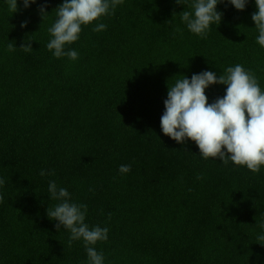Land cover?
Instances as JSON below:
<instances>
[{
	"label": "trees",
	"instance_id": "obj_1",
	"mask_svg": "<svg viewBox=\"0 0 264 264\" xmlns=\"http://www.w3.org/2000/svg\"><path fill=\"white\" fill-rule=\"evenodd\" d=\"M62 2L37 0L13 14L0 5V264L86 261L83 242L69 246V233L46 215L57 203L47 193L53 179L87 204L86 223L108 227L95 245L105 264H264L256 239L264 166L254 173L202 159L194 142L177 144L160 129L167 85L183 75L241 64L264 89L254 0L243 11L218 4L222 20L206 38L181 23L190 0H124L66 46L76 61L46 48ZM97 22L107 29L94 32ZM27 43L32 51L19 48ZM225 87L210 85L208 102ZM120 165L131 171L120 174Z\"/></svg>",
	"mask_w": 264,
	"mask_h": 264
},
{
	"label": "clouds",
	"instance_id": "obj_2",
	"mask_svg": "<svg viewBox=\"0 0 264 264\" xmlns=\"http://www.w3.org/2000/svg\"><path fill=\"white\" fill-rule=\"evenodd\" d=\"M124 0H63L53 11L55 18L47 29L49 39L46 48L52 56L60 59L67 57L70 61L78 59V52L66 47L80 39L83 26H88L101 17L115 14ZM188 2V0H185ZM226 2L238 11H243L249 0H190V11L180 13L181 23L187 30L206 38L211 25L220 24L223 13L217 5ZM182 4V0H175ZM257 11L251 19L258 31L257 44L264 48V0H254ZM37 4V0H0L12 14L19 10V5L28 9ZM47 3L38 5V13L42 20L49 15ZM52 11V12H53ZM28 21L21 22L20 27H27ZM107 29L105 23L97 22L94 32ZM16 46L9 44L8 51L13 52ZM25 52L32 51L31 43L19 47ZM225 85L224 95L208 102L205 90L210 85ZM167 98L163 101L164 111L160 117V129L163 135L177 144L189 141L195 143L202 159L218 158L223 164L231 162L235 166L246 167L247 170L259 173L264 166V89L257 77L241 64L227 67L223 74L204 70L193 73L191 77L183 75L169 86ZM247 114V117H246ZM131 165H120L118 172L127 174ZM40 176H53L54 170H40ZM196 179H202L197 175ZM4 179L0 178V186ZM91 190V189H90ZM49 200L57 201L48 206L46 215L55 221L57 231L69 233V246L73 241H82L86 252L84 264H105V257L98 252L95 245L108 240V227L90 226L86 223L88 206L77 203L65 187L58 186L53 180L48 181ZM261 231L256 239L264 246V223L259 225Z\"/></svg>",
	"mask_w": 264,
	"mask_h": 264
}]
</instances>
